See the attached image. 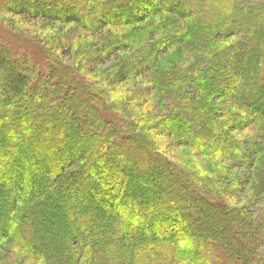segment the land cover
<instances>
[{"label": "trees", "instance_id": "obj_1", "mask_svg": "<svg viewBox=\"0 0 264 264\" xmlns=\"http://www.w3.org/2000/svg\"><path fill=\"white\" fill-rule=\"evenodd\" d=\"M14 1L15 14L75 23L89 30L133 25L140 11L154 17L164 6L170 13L192 19L194 34L242 36L226 49L224 57H214L210 90L217 97L225 89L229 99L264 120V0H248L246 8L237 13L232 10L236 6L232 0ZM72 8L84 9L83 14ZM7 51L0 44V244L7 241L36 264H264V207L258 217L253 208L246 214L241 213L242 208L235 216L226 217L225 212L211 207L214 203H202L196 187L185 183L175 169L149 158L154 154L148 155L149 147L139 136L146 120L137 126L122 109L100 101L99 95L90 93L82 98L79 92L89 91L87 83L79 79L74 82L81 86L76 88L75 99L51 57L52 63L41 71L36 62L28 65L23 56ZM84 60L94 65L102 62L89 57ZM128 70L127 65L118 70L107 86L123 81ZM194 100L190 106L194 109L180 105L173 116L186 115L199 132L206 133L204 126L210 125L213 111ZM105 115L111 116L110 121ZM156 118L161 132L177 135L179 117L169 121L163 116ZM110 123L113 125L108 126ZM108 129L138 139H132L129 148L119 144V149L108 141ZM82 130V137L89 140L85 146L78 144ZM140 137L143 140L139 141ZM72 139L77 144L71 143ZM27 149L32 151L29 156L23 153ZM262 154L264 161V148ZM255 173V190L264 192V167L260 165ZM170 179L181 185L185 197L172 196ZM191 198L194 205L218 217L198 220L195 216L197 225H193L184 211ZM173 207H179L180 212L172 211ZM231 219H237L239 230L232 225H228L232 230L227 228ZM56 223L59 227L53 228ZM198 225L214 235L207 238L201 232V238L195 239L181 236L193 233L186 229L195 230ZM143 234L161 243L133 249L125 242L126 237ZM118 239L124 241L117 243ZM229 240L233 246L228 248ZM147 248L151 249L145 253Z\"/></svg>", "mask_w": 264, "mask_h": 264}, {"label": "rangeland", "instance_id": "obj_2", "mask_svg": "<svg viewBox=\"0 0 264 264\" xmlns=\"http://www.w3.org/2000/svg\"><path fill=\"white\" fill-rule=\"evenodd\" d=\"M232 1L236 2L232 9L236 13L240 8L245 9L248 4V0ZM14 3V0H0V44L7 47V52L23 56L28 65L30 62H36L34 65L42 68L41 71H44L46 64L52 63L49 59L51 57L55 69L63 73H60L61 78L64 79L65 86L71 89L70 94L73 97L78 96L76 88H81L79 83L74 84L79 79L80 82L87 83L89 91L86 94L84 91H78L82 98L88 97L90 93L99 95L100 101L103 99L104 104H110L115 110L122 109L127 119L137 126L141 124L142 119L146 120L148 123L141 127L143 131L139 134L144 140L140 137L139 141L143 140L149 147L146 148L148 155L154 154L149 158L155 157L168 164L171 170L175 169L185 183L196 187L197 194L200 195L197 197L202 203L210 206L214 203L211 207L223 214L225 212L226 217L235 216L242 208V214L253 208L251 210L255 212V217L259 216V212H263L264 192L255 190L254 177L258 167H264V161L261 160L264 148V120L229 99L225 89L219 91L220 95L215 97L209 86L211 69L216 66L214 57L217 56L220 60L224 57L226 49L240 42L242 36H220L218 32L194 34L196 25L192 19L170 13L164 6L154 17L140 11V14L135 15L133 25H106L100 29L89 30L90 28H79L75 23L66 24L63 21L15 14ZM144 5L146 6V3ZM142 7L143 3L140 2L139 8ZM75 9L72 8L79 12V9ZM87 57L101 59L103 63H86L84 58ZM126 65L129 68L127 77L108 87L107 83L113 75ZM73 73L76 76H73ZM68 75L73 79L70 80ZM97 88L98 92L95 91ZM195 98L200 105L204 102V105H208L213 111L210 125L204 126L206 133L199 132L186 115L173 116L180 105L188 106L189 111L194 109L190 106H194ZM156 116H163L164 120L168 121L179 117L180 130H177V135L170 136L161 132ZM105 117V120L110 121V115ZM111 125L113 124H108ZM121 128L124 130V126ZM108 130V141L112 145L117 144L119 149V144L129 148L132 139L138 137H125L123 132ZM79 136V145L89 144V140L82 137L85 136L84 130L79 132ZM74 140L70 142L75 145L77 143ZM133 142L139 144L134 140ZM23 153L29 156L32 151L27 149ZM157 172L160 174L162 170L159 172L158 169ZM169 181L172 196L180 198L187 195L174 179ZM152 198L149 197L148 200ZM192 198L184 211L189 213V220L193 225H197L195 216L198 220H213L218 217L211 210L194 205ZM254 203L257 204L254 206ZM172 211L180 212V208L173 207ZM233 220H227L229 224L225 223L239 230L241 226L237 219L235 222ZM144 222L150 223L145 218ZM55 225L53 228L59 227V223ZM232 227L227 228L232 230ZM186 230L193 233L183 232L182 237L190 235L192 239L201 238L198 236L201 232L207 238L214 235L204 232L199 225L195 230ZM235 239L244 242L238 235ZM123 241L118 239L117 243ZM125 242L133 249L145 243L151 246L161 243L159 239L144 234L139 238L126 237ZM227 246H233V241L229 240ZM150 249L147 248L145 253ZM177 253L182 254L181 251ZM0 264L36 263L23 258L16 247L2 240Z\"/></svg>", "mask_w": 264, "mask_h": 264}]
</instances>
